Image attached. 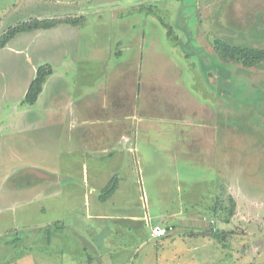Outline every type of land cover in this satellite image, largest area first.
Here are the masks:
<instances>
[{
    "label": "rangeland",
    "instance_id": "rangeland-1",
    "mask_svg": "<svg viewBox=\"0 0 264 264\" xmlns=\"http://www.w3.org/2000/svg\"><path fill=\"white\" fill-rule=\"evenodd\" d=\"M35 17L82 23L0 49V264H70L95 248L111 264H264V63L214 49L264 48V0H0V35ZM26 50L54 69L33 105L22 103L36 74ZM125 114L131 137L105 160L82 120ZM175 217L201 233L171 248L151 227Z\"/></svg>",
    "mask_w": 264,
    "mask_h": 264
},
{
    "label": "crops",
    "instance_id": "crops-1",
    "mask_svg": "<svg viewBox=\"0 0 264 264\" xmlns=\"http://www.w3.org/2000/svg\"><path fill=\"white\" fill-rule=\"evenodd\" d=\"M64 26H67L68 28H72V27H74V26H72V24H59V25H57L56 27H54V28H51V29H39V30H35V31H31V32H25V33H22V34H19V35H17L11 42H9V44H11V43H14L16 40H18V38H20L21 37V35H23V34H30V35H33L34 36V38L35 39H38V37H40V36H44V35H47V34H50V32H53V31H55V30H58V29H60V28H64ZM67 30V29H66ZM68 31H72V30H68ZM9 44H7V46H5L4 48H9ZM4 48H2V49H4ZM17 51H23L22 49H14V52H17ZM27 51V56H26V58H27V60L30 62V64L32 65V67H33V69L35 70V73H36V71H37V68H38V66L39 65H41L40 64V62H36V60H35V56H34V54L33 53H30L28 50H26ZM47 63H49V62H47ZM53 74H54V70H53ZM53 74L52 75H50L48 78H52V76H53ZM36 75V74H35ZM35 77V76H34ZM34 77L31 79V80H29V82H28V84H27V86H26V88H25V91H24V96H25V94H26V92H27V90H28V88H29V86H30V83L32 82V80L34 79ZM43 92V91H42ZM42 94V93H41ZM41 94H40V96H39V98L41 97ZM24 96H23V98H24ZM136 101H137V98H136V94H135V92L130 96V98L129 99H126L125 97H120V102H121V105H122V108H121V110L122 111H126L127 109H128V104H135L136 103ZM23 103V102H22ZM24 104V103H23ZM70 107L68 108V110L69 111H72V109H71V107H73V112H75V106H74V103H72V102H70ZM33 105V104H32ZM56 107V105L54 106V108ZM218 114V113H217ZM127 118H128V116L125 114V117H124V119L122 118H120V117H118V119L117 118H114V117H110L109 116V118L108 119H96V120H94V119H89V121L87 120V119H84V120H82L85 124H89V126L90 127H93V129H94V131L97 133V135H98V137H99V140L103 143L101 146H100V150H98V152L99 153H101L102 154V156H104L105 158V160H107V159H110V158H113L114 157V155L116 154V152L118 151L117 150V148H118V145H119V142L120 141H125V139L127 138V137H131L130 136V130H127L126 129V126H127V123H134V124H136L135 123V121H136V119H135V116L133 115L130 119H128L127 120ZM70 120H72L71 122L73 123V124H75L76 123V120L74 119V118H71ZM130 125H133V124H130ZM115 126H120L121 127V130H114V128L113 127H115ZM216 126V125H215ZM97 127H101V128H103L102 130H98L97 129ZM106 128L108 129V130H106ZM215 128H217V126L215 127ZM105 129V130H104ZM1 137V136H0ZM216 138H215V142H214V140H213V146L215 147V145H216ZM214 143H215V145H214ZM97 171V170H96ZM20 173V172H19ZM22 173V172H21ZM96 173V172H95ZM99 172H97L96 174H98ZM100 174V173H99ZM98 178H104V180L101 182V183H104L106 180H105V175L104 176H101V175H97L96 176V179H98ZM107 179H109V178H107ZM61 181H62V179H58L57 180V187L59 188V189H65V184L63 185L62 183H61ZM91 181H92V179H91ZM70 182V181H69ZM63 183H65V181L63 182ZM98 183H100V181H98V182H96V183H90L91 185H97ZM6 187V190H9L8 192L10 193L11 191H13V189H14V183L12 182H10L9 181V185H7V186H5ZM94 186H92V189H91V192L92 191H94ZM11 194V193H10ZM2 201H4V200H2ZM102 203H106V202H102ZM87 204H89V203H87ZM87 206H89V205H87ZM134 215V214H133ZM133 215H131V218H126V219H124V220H127V221H133V218L135 219V221L136 222H139V223H141L142 222V216H140V215H135V216H133ZM174 215L175 214H173L171 217H174ZM182 216H187L186 214L185 215H180V217H178V218H181ZM193 216V215H192ZM176 218L177 217H175L174 219L175 220H168L167 222H166V224H164V225H170V227H172L171 228V230L168 232V234L166 235V236H164V237H166L165 238V241H170L167 245L169 246V247H171V248H177V243H178V241H177V238H179L180 240H181V242L183 243V244H185L186 242H188L187 241V239L189 238V236H191V238H194V237H198L199 235H197V236H194V234H196V233H201V232H199V230H196L194 227H193V229L192 228H190V227H187V229H185V230H180L179 231V225H178V222L176 221ZM176 221V222H175ZM62 222V221H61ZM144 222H147V218H146V221H144ZM57 223V222H56ZM164 225H162V226H164ZM154 226H157V225H153L152 227H154ZM58 228H60V229H64V226H57ZM151 227V228H152ZM2 228H5V227H2ZM190 228V229H189ZM190 231V233H189V235L187 236L186 234H187V232H189ZM92 232V231H91ZM2 233H4L2 236L5 238L4 240H5V242H4V245L3 246H5L6 248H7V250H9V239H8V237H9V229L8 228H5V231H3ZM1 233V234H2ZM5 233H6V235H5ZM205 233V232H204ZM218 233V232H217ZM214 233V236H216V235H221V233ZM58 234H59V236L61 235V232H58ZM186 235V236H185ZM218 235V236H219ZM150 236H151V234L149 235V238H150ZM152 237V236H151ZM205 238H206V235L204 236ZM219 238V237H218ZM222 238H223V236H222ZM159 241V240H158ZM161 242V241H160ZM203 244H205V243H203ZM202 244V245H203ZM203 246H205V245H203ZM204 248V250H205V248L206 247H203ZM128 249V248H127ZM61 250V249H60ZM60 250H58V249H54V251H55V253L56 254H59V253H62L63 251H60ZM192 250H194V251H192V252H194L195 253V251H197L198 249H192ZM128 251L130 252V250L128 249ZM191 251V250H190ZM92 253H91V257L89 256V258L88 259H85V260H80V262H79V260H75L74 259V257L72 258V261H71V263L70 264H111L112 263V258H113V256H112V253H110V252H102L100 249L99 250H97V248H95V249H93V251H91ZM98 252H100L101 254H99ZM191 252V253H192ZM191 253H190V255H191ZM193 253V254H194ZM41 254H42V252H41ZM67 254H70V253H67ZM196 254H199L198 252L196 253ZM109 255L111 256V258H109ZM128 256V255H127ZM134 256V255H133ZM129 258H130V260L131 261H133L132 260V258L133 257H131V256H128ZM190 258L191 259H193L194 258V255H192V256H190ZM197 259H199V258H197ZM56 260H58L60 263H57V264H68L67 262H65L64 261V257H61L60 256V254H59V256H58V258L56 259ZM40 262H42V263H37V262H35V261H33L32 262V264H43L45 261H42V260H40ZM46 263H48V262H46Z\"/></svg>",
    "mask_w": 264,
    "mask_h": 264
},
{
    "label": "trees",
    "instance_id": "trees-1",
    "mask_svg": "<svg viewBox=\"0 0 264 264\" xmlns=\"http://www.w3.org/2000/svg\"><path fill=\"white\" fill-rule=\"evenodd\" d=\"M62 22L72 25H81L82 20L80 18H72L63 20L62 18H31L28 20H22L3 31L0 35V49L4 48L15 36L25 32H31L39 29H51L56 27ZM215 52L225 62H235L241 64L245 68L257 67L264 63V48L256 47L250 44H236L226 39H216L214 45ZM53 66L50 63L41 64L38 66L36 75L23 98V103L35 104L43 91L44 84L47 78L53 74ZM116 183L113 181L102 191L101 199L106 200L110 197L116 189ZM233 204V203H232ZM234 208V205L232 206ZM232 208V210H233ZM56 229L58 223H55ZM169 227L170 225H164ZM52 228V225L43 229L48 231ZM222 240V234L218 236Z\"/></svg>",
    "mask_w": 264,
    "mask_h": 264
},
{
    "label": "built area",
    "instance_id": "built-area-1",
    "mask_svg": "<svg viewBox=\"0 0 264 264\" xmlns=\"http://www.w3.org/2000/svg\"><path fill=\"white\" fill-rule=\"evenodd\" d=\"M172 227L157 225L151 228L152 235L155 237H164L168 234Z\"/></svg>",
    "mask_w": 264,
    "mask_h": 264
}]
</instances>
